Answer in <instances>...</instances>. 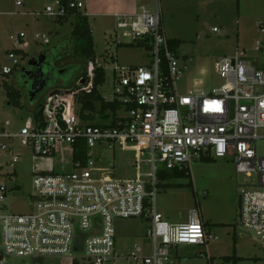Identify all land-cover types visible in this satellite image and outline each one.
<instances>
[{
  "label": "built area",
  "instance_id": "built-area-1",
  "mask_svg": "<svg viewBox=\"0 0 264 264\" xmlns=\"http://www.w3.org/2000/svg\"><path fill=\"white\" fill-rule=\"evenodd\" d=\"M22 4L23 0H16L18 7ZM85 6L84 0H56L44 14L60 20L72 12L83 14ZM115 31L130 37L131 43L152 41L149 65L126 67L113 62L112 101L120 103L126 113L118 117L116 126L90 124L80 118L77 97L91 91L96 70L104 69L95 60L89 61L91 67L75 87L47 101L51 110L45 128L36 124L19 134L0 129L3 150L19 141L37 159H55L60 152L71 156V171L34 174L28 212L0 215V264H7L6 257L31 259L34 264L66 257L77 262L76 252H84L89 264H181L175 261L181 245L208 249L217 238L205 228L199 207L189 211L186 222H173L158 213L160 177L167 172L191 174L192 165L206 159H231L237 174L255 176V185L242 194L240 224L261 237L264 255V157L257 152V142L264 138V69L242 52L217 63L219 88L182 94L176 84L186 66L170 45L160 8L116 15ZM24 38L20 34L15 46L21 47ZM35 40L50 44L45 35H36ZM255 50L264 52V46L257 42ZM9 60L19 64L13 52ZM11 72L12 68H3V74ZM81 144L87 148L85 162L75 160ZM117 147L135 154V178L114 177L115 165L103 158V152H115ZM96 150L101 151L99 158H95ZM20 160L15 155L10 166L15 168ZM12 190L0 185V204ZM136 218L151 225L147 232L150 250L137 246L122 254L117 249L115 222Z\"/></svg>",
  "mask_w": 264,
  "mask_h": 264
},
{
  "label": "rangeland",
  "instance_id": "rangeland-1",
  "mask_svg": "<svg viewBox=\"0 0 264 264\" xmlns=\"http://www.w3.org/2000/svg\"><path fill=\"white\" fill-rule=\"evenodd\" d=\"M55 1L23 0V6L18 7L16 0H0V129L4 128L7 132L19 134L34 129L35 115L40 107L51 97L66 94L59 82L34 101L29 94H23L19 105L10 104L11 98L3 84L6 82L16 89H22L21 74L32 58L67 46L70 54L66 60L57 64V68L78 65L81 67L80 72L84 73L91 67L89 61L74 54L72 32L73 25L77 23L76 18L70 17L66 22L59 23L47 15L33 16L44 11L47 6H53ZM160 9L167 38L181 41L177 54L186 69L176 84L180 93H210L219 88L222 81L217 73V63L242 52L256 61L259 68L264 69V52L255 50L257 42L264 46V0H160ZM91 25L94 30L96 60L106 73V82L99 91L106 100L112 101L115 98L113 62L126 67L147 66L151 55L144 47L128 45L132 39L124 36L121 31H115L116 19L92 17ZM213 29L219 33H214ZM20 34L26 36L24 42L28 57L23 60L19 56V64L13 65L9 54L12 50L21 49L14 44ZM36 35L47 36L50 44L37 42ZM4 67L14 68L13 73L4 75ZM116 115L123 117L126 113L119 110ZM110 121L111 115L102 116L97 112L91 122ZM261 134L264 136V132ZM10 147L6 151L0 146V185L14 190L6 202L0 204V215L28 212L29 198L34 194L35 173L71 171L70 153L60 152L55 159H37L19 141H14ZM99 152L94 151L95 158ZM257 152L264 157V138L257 142ZM103 153V158L115 165L113 174L117 180L135 178L133 152L122 151L117 147L115 152ZM15 155H19L21 160L12 168L10 162ZM143 171L147 172L148 168L144 167ZM13 173L16 175L11 178L9 175ZM166 174L164 180L160 177L163 186H160L157 194L158 213L170 221L175 219L186 222L189 211L199 207L209 232L217 238L210 241L209 250L204 246L181 245L180 252L175 253L180 261L175 259L177 263L234 264L232 257L235 256L236 264H264L261 237L243 228L238 209L239 196L255 185V176L247 178L244 174H237L231 159L195 162L191 177H172L169 172ZM150 228V223L140 218L117 219L115 232L118 251L128 254L137 246L149 251L147 232ZM73 257L78 264H89L84 252H76ZM5 262L34 264L31 259L10 257H6ZM43 263L73 264V261L69 257L49 258ZM116 264L127 263L121 261Z\"/></svg>",
  "mask_w": 264,
  "mask_h": 264
},
{
  "label": "trees",
  "instance_id": "trees-1",
  "mask_svg": "<svg viewBox=\"0 0 264 264\" xmlns=\"http://www.w3.org/2000/svg\"><path fill=\"white\" fill-rule=\"evenodd\" d=\"M75 16L77 19L76 25L73 27L72 37L74 40V54L75 56H79L80 58L85 59L86 61L94 62L96 60V53L94 47V39L91 31V27L88 21V18L79 13V12H72L68 15V17L64 19H60V23H64L68 20L69 17ZM152 41L150 38H145L143 40L129 43L130 46H141L146 48L147 50L150 49ZM121 45V44H120ZM118 45V46H120ZM170 45L174 50H177L180 45L181 41L179 40H171ZM15 53L18 57H22L25 60L28 55L27 53L15 49L11 51V53ZM58 52V57H57ZM41 56L35 57L36 65H30V70L26 73L21 74V81L20 85L22 89H16L11 85L7 84L6 82L3 84L4 89L6 90L8 97L11 98L10 104L14 103L16 106L20 104V100L23 97V94H29L32 100H36L40 95L46 92L51 86L61 82L62 88L64 90L72 89L77 85L80 79L84 78L85 72H80V66L78 65H70L65 68H57V64L66 60L69 56L70 51L67 46L62 48H56L54 50L46 51L41 53ZM28 66V67H29ZM27 67V68H28ZM14 68H12V74ZM4 74V75H10ZM35 81L34 87L33 82ZM106 82V73L103 68H98L96 70V76L91 88V91L85 92L83 91L77 97V103L80 107L79 114L80 118L83 122L94 124L91 122L94 118V115L99 112L102 116L111 115L110 126L114 127L117 124V112L122 109V106L117 101H108L106 100L99 91V88L103 86ZM42 87V91L37 92L38 88ZM50 104L47 102L45 105L40 107V110L35 115V121L38 128H45L48 125L50 119ZM61 110L58 113V116L61 113ZM104 123H95L97 125H102ZM78 151L75 155V160L82 162L86 161L87 158V148L85 144H81L77 147ZM205 162L214 161L211 159L204 160ZM167 174H163L161 179H165ZM172 177H183V176H190V173L186 172H172L170 173ZM160 186H163L160 184ZM205 228L209 231V227L207 224H204ZM234 260V264H236V257H232ZM73 264H77L76 261H73Z\"/></svg>",
  "mask_w": 264,
  "mask_h": 264
},
{
  "label": "crops",
  "instance_id": "crops-1",
  "mask_svg": "<svg viewBox=\"0 0 264 264\" xmlns=\"http://www.w3.org/2000/svg\"><path fill=\"white\" fill-rule=\"evenodd\" d=\"M84 1H85L86 6H85V10L83 11V15H85L88 18L92 32H94L92 25H91V18L92 17L116 19V15H119L122 13L134 14L136 11L139 12L142 8H145V9L150 10V11H152L156 8H160V0H84ZM22 6H23V4L19 7H22ZM138 12H136V13H138ZM38 15L46 16L44 14V11H41L40 13H36L33 16L38 17ZM71 17L75 18V16H71ZM56 22L60 23V21H58V20H56ZM75 25H73V27ZM92 35H93V33H92ZM25 38H26V36H25ZM25 38L23 40H25ZM23 40L21 39V41H23ZM18 50H21V51L27 53L26 52L27 46H26L24 41H23V44L21 46V49H18ZM95 53H96V51H95ZM164 217H166V216H164ZM166 219H168V218L166 217ZM171 221L178 222L175 219L171 220ZM179 252H180V249H179Z\"/></svg>",
  "mask_w": 264,
  "mask_h": 264
},
{
  "label": "water",
  "instance_id": "water-1",
  "mask_svg": "<svg viewBox=\"0 0 264 264\" xmlns=\"http://www.w3.org/2000/svg\"><path fill=\"white\" fill-rule=\"evenodd\" d=\"M42 54L40 53L38 56H41ZM30 65H33L35 66L36 65V62H35V57L32 58L29 62ZM28 70L27 68H24L23 69V73H26ZM34 84H35V81L33 82V87H34ZM42 91V87L38 88L37 92H40ZM241 208H242V195L239 196V199H238V209H239V217H240V213H241Z\"/></svg>",
  "mask_w": 264,
  "mask_h": 264
},
{
  "label": "flooded vegetation",
  "instance_id": "flooded-vegetation-1",
  "mask_svg": "<svg viewBox=\"0 0 264 264\" xmlns=\"http://www.w3.org/2000/svg\"><path fill=\"white\" fill-rule=\"evenodd\" d=\"M30 67H31V66H29L27 69L30 70ZM31 68H32V67H31Z\"/></svg>",
  "mask_w": 264,
  "mask_h": 264
}]
</instances>
